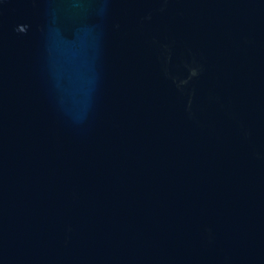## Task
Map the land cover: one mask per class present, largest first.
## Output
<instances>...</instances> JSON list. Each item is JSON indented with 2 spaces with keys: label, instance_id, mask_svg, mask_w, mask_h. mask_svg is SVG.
<instances>
[{
  "label": "water",
  "instance_id": "95a60500",
  "mask_svg": "<svg viewBox=\"0 0 264 264\" xmlns=\"http://www.w3.org/2000/svg\"><path fill=\"white\" fill-rule=\"evenodd\" d=\"M0 264H264V0H0Z\"/></svg>",
  "mask_w": 264,
  "mask_h": 264
}]
</instances>
